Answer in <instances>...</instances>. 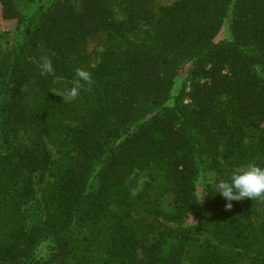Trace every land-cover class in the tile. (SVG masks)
<instances>
[{
  "label": "trees",
  "instance_id": "1",
  "mask_svg": "<svg viewBox=\"0 0 264 264\" xmlns=\"http://www.w3.org/2000/svg\"><path fill=\"white\" fill-rule=\"evenodd\" d=\"M35 1L0 0V264H264V199L213 190L264 165V0Z\"/></svg>",
  "mask_w": 264,
  "mask_h": 264
},
{
  "label": "rangeland",
  "instance_id": "2",
  "mask_svg": "<svg viewBox=\"0 0 264 264\" xmlns=\"http://www.w3.org/2000/svg\"><path fill=\"white\" fill-rule=\"evenodd\" d=\"M50 1L51 0H40V1H35L33 3L22 4L20 6V11L22 15L26 19H28L29 17L34 15V13L38 10V8L42 4L47 5ZM170 2L171 0H160V3L163 5H168ZM19 26L20 25L17 20H6L4 18L3 9L2 6L0 5V49H4V48L11 49L15 45V43L21 39V30H20L21 27ZM228 26H229V21L226 23L225 27L223 28V31L220 33L219 37L217 38V41L230 38V31ZM97 62H98V56L97 54H95L93 58V65H96ZM192 68H193V64L191 61H186L181 65V67L178 70L176 83L173 89L174 95H178L183 91L184 80L187 78ZM70 83L67 82L66 86L60 85V87L55 90V93L61 96L65 102H73L75 100V98L69 99L66 96V92L71 88L75 87L77 84V82L72 83V85H70ZM79 90H80V84H79L78 93ZM138 180L139 181L136 182V188L138 189L134 191V194H137V192L141 189L143 185L144 179L140 178ZM209 180H210V176H209ZM206 183H207L206 177L201 176L198 182L199 195L202 194V191L204 190ZM41 190H42V186L39 185L38 186L39 194ZM196 224H197V220L193 216H190L188 219L185 220V225L188 227H191ZM50 254H51V244L50 242L46 241L41 243L40 246L37 248L35 258L39 260H45L49 258ZM184 264H188V263L185 261Z\"/></svg>",
  "mask_w": 264,
  "mask_h": 264
},
{
  "label": "clouds",
  "instance_id": "3",
  "mask_svg": "<svg viewBox=\"0 0 264 264\" xmlns=\"http://www.w3.org/2000/svg\"><path fill=\"white\" fill-rule=\"evenodd\" d=\"M41 75L54 74V66L48 57L42 58L39 65ZM77 84L66 92L69 99H74L78 95L79 82L92 83V75L84 69L76 71ZM216 194L222 196L229 203L226 208H231V201H241L244 199H264V165L248 164L237 170L231 171L227 178L220 179L213 184ZM207 196V195H205Z\"/></svg>",
  "mask_w": 264,
  "mask_h": 264
}]
</instances>
